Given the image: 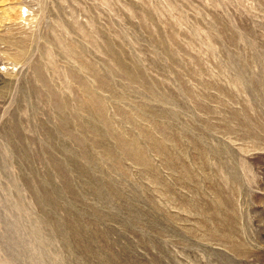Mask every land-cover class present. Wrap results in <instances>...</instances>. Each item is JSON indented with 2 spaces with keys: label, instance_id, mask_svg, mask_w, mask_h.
Returning a JSON list of instances; mask_svg holds the SVG:
<instances>
[{
  "label": "rangeland",
  "instance_id": "1",
  "mask_svg": "<svg viewBox=\"0 0 264 264\" xmlns=\"http://www.w3.org/2000/svg\"><path fill=\"white\" fill-rule=\"evenodd\" d=\"M0 264H264V0H0Z\"/></svg>",
  "mask_w": 264,
  "mask_h": 264
}]
</instances>
